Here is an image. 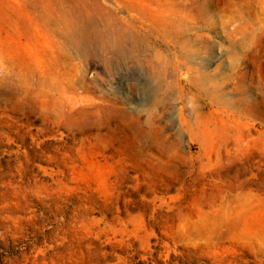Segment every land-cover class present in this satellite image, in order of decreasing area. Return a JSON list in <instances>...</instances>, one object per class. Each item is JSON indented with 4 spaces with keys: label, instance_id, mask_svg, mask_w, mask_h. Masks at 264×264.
I'll return each mask as SVG.
<instances>
[{
    "label": "rangeland",
    "instance_id": "1",
    "mask_svg": "<svg viewBox=\"0 0 264 264\" xmlns=\"http://www.w3.org/2000/svg\"><path fill=\"white\" fill-rule=\"evenodd\" d=\"M0 264H264V0H0Z\"/></svg>",
    "mask_w": 264,
    "mask_h": 264
},
{
    "label": "bare ground",
    "instance_id": "2",
    "mask_svg": "<svg viewBox=\"0 0 264 264\" xmlns=\"http://www.w3.org/2000/svg\"><path fill=\"white\" fill-rule=\"evenodd\" d=\"M199 69V68H198ZM189 69H187L188 71ZM222 72V71H221ZM196 75L191 77V82L197 86V88L205 94V96H209V99H213L216 96V92L220 91L222 95L223 88H225L226 81L229 79L230 76L222 75L220 73V69H217V75H209L205 72H202L200 70H195ZM216 98V97H215ZM214 98V99H215ZM219 100V99H218ZM241 100V99H240ZM245 100V98H244ZM237 102L229 103L226 100H220L218 105L219 108L222 110V112H225L229 116L234 113L232 111L233 105H236ZM234 109V108H233Z\"/></svg>",
    "mask_w": 264,
    "mask_h": 264
}]
</instances>
